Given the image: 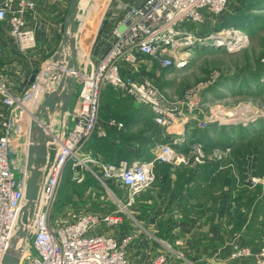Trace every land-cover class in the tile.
I'll return each mask as SVG.
<instances>
[{"label":"built area","instance_id":"obj_1","mask_svg":"<svg viewBox=\"0 0 264 264\" xmlns=\"http://www.w3.org/2000/svg\"><path fill=\"white\" fill-rule=\"evenodd\" d=\"M229 0H142L138 4L119 3L110 13V39L106 49L91 71L76 68L75 82L78 91V106L73 112L72 122L66 120L60 127H52L55 149L53 162L39 183L34 211L25 226L28 237L20 249L18 239L15 250L20 249L18 264H133L127 260L125 248L134 242L133 233L120 232L121 226L130 217L129 208L134 198L146 191L154 182V162L175 166L205 165L210 157L202 144L191 139L187 153H181L172 144L163 143L156 147L152 162L110 163L98 162L85 155L84 145L95 134L105 132L98 128L100 111L99 98L106 88L120 99L148 107L157 124L176 121L177 108L164 103L160 89L139 74L144 61L161 69L173 66L172 54L177 48L190 42L191 26H200L208 18L221 15ZM37 0H0V23L8 27L20 55L29 56L36 48L35 31L28 27L27 18L36 8ZM226 44H229L228 42ZM228 47V46H227ZM51 60V59H50ZM44 67L33 80L29 92L35 93L41 86H54L58 82L53 67ZM182 61L178 63L181 65ZM47 70V71H46ZM74 73V70H73ZM48 77L49 82H46ZM0 264L11 247V240L18 230L20 212L25 204V184L29 177L26 170L27 147L20 163L13 156L14 110L18 99L0 85ZM196 92H189L185 102L189 112L198 108ZM64 118V116H63ZM61 118V119H63ZM117 129L123 124L111 120ZM208 121L199 122L205 129ZM225 154L228 150L224 151ZM219 150L213 156L224 154ZM224 154V155H225ZM212 156V155H211ZM71 163L72 169L87 168L90 174L98 171L103 178L113 179L127 190L128 199L119 201V208L104 213H70L66 219L55 222L49 211L50 202L63 168ZM47 162L42 167L46 169ZM89 165L94 167L90 168ZM96 170V171H95ZM81 182L83 178L75 175ZM250 187L264 188V177H253ZM232 260H249L264 264V246L258 251L250 247L235 248ZM173 264L164 254H156L148 263ZM174 264H182L180 262Z\"/></svg>","mask_w":264,"mask_h":264},{"label":"crops","instance_id":"obj_2","mask_svg":"<svg viewBox=\"0 0 264 264\" xmlns=\"http://www.w3.org/2000/svg\"><path fill=\"white\" fill-rule=\"evenodd\" d=\"M51 1L37 0L35 10L27 18V25L35 31L37 41L35 50L29 56L25 57L17 52L6 25L0 30V85H4L6 91L15 98L17 91L29 90L34 75L59 48L49 44L53 42L56 34L53 29L45 28L48 18L42 13ZM50 12L52 16V11ZM33 20L36 22H32ZM65 44L68 46L67 40ZM106 46L97 45V50H94L92 55L93 64L97 62ZM76 62L80 69L78 55ZM157 69L161 68L144 61L139 76L154 83V79H159L155 76ZM56 86L57 83L54 88ZM49 88L44 85L35 91L36 108L43 95L51 91ZM1 100L0 95V103ZM99 103L98 128L105 132V136L101 137L95 133L84 145L85 151L95 161L116 164L152 162L156 155L154 140L172 144L177 151L187 153L192 138L197 139L205 153L210 156L202 166L162 165L154 162V182L146 191L135 197L134 200L139 203L131 204L130 221L146 227L155 235L163 229L161 233L164 240H160L164 243L182 244V251H176L175 257L166 255L173 263L176 258L194 264H221L219 261L223 260L227 261L226 264H251L244 260H232L231 253L234 245L241 242L256 251L262 247L250 243L249 237L253 235L257 240L252 242L264 245V231H261L264 229V190L260 186L253 188L249 185L251 178L261 177L264 172L263 169V172L256 175L249 173L254 168L251 165L258 162L255 157L257 155H253L257 149L252 148L251 154L247 144L243 145L241 157L233 155V143L230 139L232 128H211L207 125L205 129H200L199 122L205 120L201 116V109L189 112L185 100L169 104L170 107L177 108L183 118L167 125L155 123L153 113L148 107L137 105L129 99L117 98L110 89L102 91ZM77 106L78 96L73 95L65 112L69 123L72 122L71 116ZM111 120L122 123L123 128L112 126L109 123ZM14 121L12 150L16 162L20 163L28 146L27 127L30 118L24 110L19 113L16 109ZM245 130L248 128L242 129V132ZM216 150L230 152L229 155L224 153L225 155L214 157ZM261 163L264 165V158ZM141 211L144 216L140 215ZM127 232L134 234V241L147 242L136 229L130 228ZM234 232H238V235ZM153 257L148 260L151 261ZM128 260L133 264L140 261L131 256Z\"/></svg>","mask_w":264,"mask_h":264},{"label":"rangeland","instance_id":"obj_3","mask_svg":"<svg viewBox=\"0 0 264 264\" xmlns=\"http://www.w3.org/2000/svg\"><path fill=\"white\" fill-rule=\"evenodd\" d=\"M141 1L80 0L73 18L77 34L76 55H78L79 64H81L79 70L90 72L94 66L93 51L97 50V45L100 47L108 45L110 13L114 6L119 3L138 4ZM69 4L70 0H52L42 10V13L48 18L45 28L53 29L56 34L53 42L49 43L53 47H59L61 44V28ZM50 11H52V16ZM2 24L0 23V30L5 26ZM190 28L192 30L191 41L180 45L173 52L174 64L172 67L156 70L155 76L159 79L157 81L154 79V83L162 92L164 103L169 107V104L177 103L178 100H185L189 92H196L194 99L198 101L197 109H201V116L208 121V126H221L223 129L232 128L230 139L233 143V149H231L233 155L241 157L243 145L248 144L246 147H250L251 154L253 153L252 148L257 149L253 155H257L255 157L258 162L251 165L254 168L249 173L259 174L264 169V165L261 163L264 158V0H229L221 15L208 18L204 24ZM227 42L229 44H226ZM181 61L182 64L178 65ZM72 63L65 69L69 80L73 77ZM39 72L34 75L33 80ZM46 82H49L48 77ZM68 82L64 84L62 91L70 90ZM53 88L54 86L51 89ZM26 90L17 91L18 104L15 107L19 113H23L24 110L26 116L28 115L31 119L30 112H35L37 109L34 103L36 97L34 93ZM77 90H79V86L74 93L78 96ZM64 116L66 119L67 115ZM181 117L183 118V114L177 112L176 118ZM60 123L61 118L58 112L51 117V129L59 127ZM244 127H247L248 130L242 132ZM27 130H29V125ZM154 143L156 148L164 142L154 140ZM84 152L85 155L92 158L85 149ZM229 152L228 150V155ZM237 162L240 163V161ZM241 162L243 163L242 160ZM89 167L94 169L92 165ZM95 174L99 177L90 174L87 168L73 170L71 163L63 168L49 205L48 212L51 219H54L55 222L62 221L72 212L86 214L114 211L119 208V201L122 203L127 201V190L123 186L113 179L103 178L98 174V171ZM75 175L81 176L83 180L79 182ZM263 176L264 172L261 173V177ZM262 189L264 190V188ZM132 203L135 205L139 202L133 200ZM140 215L144 216V212L141 211ZM130 217H132L131 214ZM130 228L136 229L147 239V242L136 240L125 248L127 260L129 256L133 259H140L139 263L135 262L134 264L148 263L150 262L148 259L156 254L175 257L176 251H182V244H172L171 242L167 244L161 241L164 240L161 233L163 229L157 235L151 234L149 229L138 225L137 222L130 221V218L127 217L119 230L124 233ZM234 234L238 235V232H234ZM253 236L249 237L250 243L263 247V243L252 242L257 240ZM243 246L245 243H237L234 245V249ZM250 249L256 252L251 247ZM174 260V263L194 264L183 259L175 258ZM244 261L252 264V261ZM219 262L227 263L226 260Z\"/></svg>","mask_w":264,"mask_h":264},{"label":"water","instance_id":"obj_4","mask_svg":"<svg viewBox=\"0 0 264 264\" xmlns=\"http://www.w3.org/2000/svg\"><path fill=\"white\" fill-rule=\"evenodd\" d=\"M79 2L80 0H70L69 8L62 25L61 44L57 52L47 63V66L55 68L54 73L58 75L57 86L54 90L46 92L43 95V99L38 104L35 112H30L31 119L28 130L26 165L29 177L25 184V204L20 212L18 230L11 240L10 249L2 259V264H18L20 249L28 237V230L25 229V226L32 217L34 211L39 183L43 175H46L48 167L53 162L55 155V149L50 145L53 142L50 117L53 113L59 112L60 118H63L68 107V102L76 91L77 34L73 18ZM66 40L68 41V46L65 44ZM71 62H73L74 73L72 79L69 80L65 73V69L67 65L70 66ZM66 82L70 85V90L68 92L62 91ZM45 162H47L48 165L44 172H42L41 170ZM18 239H21L20 249L15 250Z\"/></svg>","mask_w":264,"mask_h":264},{"label":"bare ground","instance_id":"obj_5","mask_svg":"<svg viewBox=\"0 0 264 264\" xmlns=\"http://www.w3.org/2000/svg\"><path fill=\"white\" fill-rule=\"evenodd\" d=\"M219 44H220V43H219ZM229 47H230V46H229ZM64 115H67V114L64 113ZM64 115H63V116H64ZM64 117H65V116H64ZM65 120H66V119H64V118L61 119V123H60V125H62V124H63V121H65ZM60 125H59V127H60ZM59 127H58V128H59ZM28 224H29V221H28Z\"/></svg>","mask_w":264,"mask_h":264}]
</instances>
